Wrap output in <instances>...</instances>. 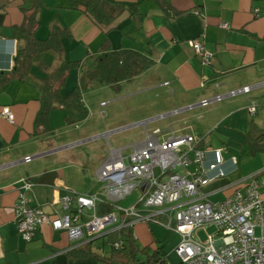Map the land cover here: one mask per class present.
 <instances>
[{
  "label": "crops",
  "instance_id": "0c3cea01",
  "mask_svg": "<svg viewBox=\"0 0 264 264\" xmlns=\"http://www.w3.org/2000/svg\"><path fill=\"white\" fill-rule=\"evenodd\" d=\"M34 1L0 0V111L10 107L15 116L14 124L0 116V264H112L102 259L71 258L69 252L89 239L72 241L67 232L55 230L50 224L43 225L31 242H25L19 234L14 210L23 182L51 173L49 184L33 181V192L44 212L53 216L55 210H60L53 204L58 196L94 195L100 189L98 169L91 173L86 160L78 155L83 151L79 147L98 138L107 140L106 134H111L107 140L109 147L111 137L119 131L138 125L144 128L140 140L117 148L112 146L116 150L124 149L123 156L127 157L145 141L146 132L156 136L159 142L172 136L204 137L205 145L214 149H220L214 147L218 141L245 146L253 128L260 130L259 135L264 132V0H160L179 13L175 16H168L159 0H111L137 6L139 15L130 18L125 13L107 28L99 27L83 12L73 10L74 0H39L40 27L36 37L44 41L59 29L67 30L71 38H61V52L38 55L28 80L3 82L13 73L16 52L26 47V35L16 28L23 24ZM255 9L260 10L259 16L255 15ZM110 28L114 29L106 32ZM192 40H199L214 54L212 65H202L201 57L189 45ZM104 46L111 51H136L154 64L127 82L128 88L123 93L106 94L103 98L106 101L99 106L102 119H107L96 120L105 124L89 127L92 115L88 98L93 91L83 94L89 111L86 120L68 122L66 113L55 108L49 115L50 131L42 132L37 125L44 108L41 81L58 67L100 53ZM79 78V68L69 72L65 86L60 89L61 97L73 93ZM246 87L251 88L250 93L236 98L228 96ZM111 94L117 96L113 98ZM219 95L225 98L201 105L202 101ZM103 103L106 106L102 107ZM252 105L256 106L254 115L249 112ZM175 111L179 112L175 114ZM247 116H253L254 126L249 124ZM156 130H160L157 135ZM127 150L130 151L126 154ZM27 157L32 158L30 163L25 162ZM248 159L243 162L249 163ZM238 162V168L227 163V178L211 182L202 190V196L210 199L212 195L226 193L224 200L245 186L251 176L240 184L230 179L239 169V158ZM135 193L137 197L130 206H122L129 197L120 206H134L139 196ZM142 224L134 227L137 242L142 239L144 248L150 247L151 251L162 248L147 232L146 224ZM116 228L94 239L108 237L100 245V252L93 248L94 253L102 258L108 256L110 243L120 238ZM114 234L116 237L112 239L110 236ZM179 242L175 243V249ZM164 251L162 248L165 256ZM172 252L175 254V250Z\"/></svg>",
  "mask_w": 264,
  "mask_h": 264
},
{
  "label": "built area",
  "instance_id": "2783aa9c",
  "mask_svg": "<svg viewBox=\"0 0 264 264\" xmlns=\"http://www.w3.org/2000/svg\"><path fill=\"white\" fill-rule=\"evenodd\" d=\"M254 12L259 16V9ZM189 45L201 57L203 66L212 65L214 54L203 43L192 40ZM250 92L251 88L246 87L228 96ZM224 98L219 95L201 105ZM249 112L254 115L256 106H250ZM0 116L15 123L10 107L2 108ZM159 133L160 130L155 131L156 135ZM110 136L105 135L108 141ZM109 149V158L97 171L102 188L94 195L58 196L53 204L60 210H55L53 216L46 214L36 200L35 183L23 182L14 210L19 234L25 242H31L45 224L67 232L70 240L79 241L97 238L113 227L120 233L126 226L154 222L181 237L175 249L178 264H264V170L252 175L245 186L228 198L211 202L202 196V190L227 176V163L238 168L239 162L237 157L226 161L221 148L210 151L204 137L172 136L159 142L146 132L145 141L127 157L123 156L124 149L116 150L110 143ZM31 161V157L25 158L26 163ZM135 192L139 193L137 203L130 208L121 207L120 203ZM184 199L188 201L162 209ZM109 205L114 212L98 214L101 206ZM176 209V215L168 218V212ZM208 225H215L218 235L207 234L206 241L195 240L194 234L205 231ZM113 246L121 248L123 243L119 240Z\"/></svg>",
  "mask_w": 264,
  "mask_h": 264
},
{
  "label": "trees",
  "instance_id": "16d2710c",
  "mask_svg": "<svg viewBox=\"0 0 264 264\" xmlns=\"http://www.w3.org/2000/svg\"><path fill=\"white\" fill-rule=\"evenodd\" d=\"M39 0H35L33 6L28 10L23 24L16 29L26 35V47L16 52L13 73L3 82L12 79L26 81L32 77V66L34 59L46 52H61L62 37L71 38L67 30L56 29L46 40L42 41L36 37L40 27L37 20ZM159 5L168 16L178 15L164 1L159 0ZM72 9L83 12L101 28L110 27L123 14L128 13L130 18L139 15L138 7L126 4H118L111 0H74ZM110 28L108 31L113 30ZM154 62L147 56L136 51L119 50L111 51L104 46L100 53L89 55L84 61L69 62L58 67L48 78L41 81L42 100L44 108L37 119V125L42 132L50 131L49 115L55 108H61L68 117V122H80L87 119L89 111L85 105L83 93L91 88L96 82L112 88L120 89L123 83L130 82L138 74L152 67ZM41 67H45L42 65ZM79 68V83L66 98L61 97L60 89L65 86L68 74L71 70ZM2 82V83H3ZM246 144L250 145L253 157L264 153V132L258 136L248 134ZM246 146V145H245ZM51 173L41 175L34 181L39 184H49ZM114 212V207L101 206L98 214ZM135 226H126L120 230V238L123 246L115 248L110 243L108 256L102 258L93 252V241L89 239L83 246L69 252L71 258H95L105 260L114 264H168L162 248L150 247L140 248L134 234ZM118 240V241H119Z\"/></svg>",
  "mask_w": 264,
  "mask_h": 264
},
{
  "label": "rangeland",
  "instance_id": "374dc122",
  "mask_svg": "<svg viewBox=\"0 0 264 264\" xmlns=\"http://www.w3.org/2000/svg\"><path fill=\"white\" fill-rule=\"evenodd\" d=\"M100 83H95L94 86L92 88H89L87 90L84 91L83 94H86L87 92H93L92 94L89 93V101L88 105H89V111L91 112L92 115V119L89 123V127L91 126L92 128H96L98 127L100 124H105V122L98 124L96 122V120L98 118L101 117V108H100V102L102 101H106V99H103L106 97V94L108 92H114V94H118V93H123V91H125L128 87V83H125L123 86V89L121 90V92L119 91V89L115 88V89H111L109 86H100ZM104 87V88H101ZM106 87H109V91L106 90ZM100 88V90L97 92L96 90H98ZM244 95V94H243ZM112 96V94H111ZM117 95H115L116 97ZM242 95L236 96V97H241ZM113 98H115L114 96H112ZM235 97V98H236ZM234 98V97H232ZM124 101V100H122ZM100 105V106H99ZM107 111V109H106ZM253 116H250V118H248V122L250 125L254 126V122H253ZM102 119V117H101ZM107 118H103L102 120L105 121ZM259 129H252V134L253 136H257L259 135ZM144 134V128L143 127H136L133 129H130L126 132H121V133H117L115 135H113L111 137V143L112 146L114 147H120V146H124V145H128L131 143H134L138 140H140L142 138V135ZM217 146L214 147H219L221 149L224 150V158L227 160L231 159L234 155H236L239 159H240V166L238 171H236L231 177L230 179L234 182L237 183L240 181H244L246 180L248 177L259 173L260 171L264 170V153H260L258 158L256 159L255 157H253V155L251 154V148L249 144H246V146H243L242 144H240L239 146H232L230 144H228V142L226 141H218L216 142ZM82 151V153H80L78 156L83 157L86 160V164L87 166H89L90 168V172H94L97 169H99L100 166H102V164L104 163L103 161L107 158H109L110 153L108 151V144H107V140L103 139V138H98L94 141H91L87 144L82 145L81 147H79ZM208 149L210 151L214 150L213 146H208ZM216 149V148H215ZM130 150H127L125 153H129ZM248 159L249 163L245 164L243 161L244 159ZM262 168V169H261ZM180 171V170H178ZM227 177L221 178V179H225ZM220 180V179H219ZM101 183V182H100ZM211 184V183H210ZM238 184V185H239ZM102 188V184L100 189ZM99 189V190H100ZM98 190V191H99ZM97 191V192H98ZM225 192V191H224ZM223 192V193H224ZM223 195H226V193H224ZM223 195L221 194H217V195H212L211 198H207L208 201L211 202H219L223 200ZM137 197V193H135L134 195H132L131 197H129L126 201H124L122 203V206L124 207H128L132 204V202L135 201ZM188 201V199H184L181 200L179 203H175V204H171V205H166L164 208V210H169L172 208L177 207L178 205H180L182 202H186ZM161 209V210H162ZM179 211V209H176L174 211H169L168 212V218H170L171 215H176V213ZM142 224V223H140ZM146 224V225H144ZM144 226H146V230L149 234H151V236L156 239V245L161 244L162 248L165 249V256L167 258L168 262L174 263V264H178L180 262L179 258L177 257L176 254H174L175 248L174 245L175 243L181 241V237L172 232L171 230H169L165 225H162L160 223H154V222H145ZM206 230L205 231H201L198 232V234H194V238L195 240H199V238L202 241H206L208 239L207 234H216L218 235V228L215 225H208L205 227ZM136 231L137 228H135ZM112 239L116 237V234H114L113 236H110ZM108 239V237H103L97 241H94L93 243V248L98 252H100V245H102L103 243L107 242L106 240ZM180 243V242H179ZM138 244L141 248H144L146 245L144 244L143 240L140 239L138 240ZM106 246H108V244H106ZM110 248V247H109Z\"/></svg>",
  "mask_w": 264,
  "mask_h": 264
},
{
  "label": "water",
  "instance_id": "95a60500",
  "mask_svg": "<svg viewBox=\"0 0 264 264\" xmlns=\"http://www.w3.org/2000/svg\"><path fill=\"white\" fill-rule=\"evenodd\" d=\"M139 126V125H138ZM138 126H133V127H131V128H128V129H123V130H121V131H119L118 133H121V132H126V131H128V130H130V129H133V128H136V127H138ZM142 126V125H141ZM96 239V238H95Z\"/></svg>",
  "mask_w": 264,
  "mask_h": 264
}]
</instances>
